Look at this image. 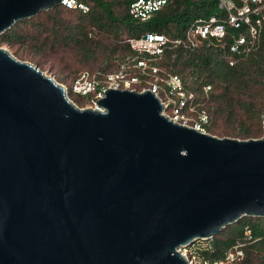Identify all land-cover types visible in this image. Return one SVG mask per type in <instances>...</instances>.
Masks as SVG:
<instances>
[{
  "label": "water",
  "instance_id": "95a60500",
  "mask_svg": "<svg viewBox=\"0 0 264 264\" xmlns=\"http://www.w3.org/2000/svg\"><path fill=\"white\" fill-rule=\"evenodd\" d=\"M62 0H0V33ZM263 135L174 121L148 89L79 107L0 46V264H192L182 253L264 217Z\"/></svg>",
  "mask_w": 264,
  "mask_h": 264
},
{
  "label": "rangeland",
  "instance_id": "374dc122",
  "mask_svg": "<svg viewBox=\"0 0 264 264\" xmlns=\"http://www.w3.org/2000/svg\"><path fill=\"white\" fill-rule=\"evenodd\" d=\"M89 4L92 5V2L89 1ZM113 9L120 11L122 7L120 4L114 5ZM80 21V12L77 9H66L59 4L15 22L17 32L22 36L19 40L11 42L2 41L0 38V46L6 48L15 58L36 65L46 75L65 86L69 99L79 107H95L97 102L94 93L80 95L72 91L75 79L83 71H88L90 77L96 75L97 79L101 81L107 73L113 72L124 63L128 64L124 68L130 75L138 72V69L134 66L133 58L130 56L122 58L127 50L125 46L119 45L127 43L129 35L123 33L121 36H117L113 32L91 26L88 28L87 40L83 39L87 42H82L83 45H81L75 41L76 26ZM5 31L0 33V36ZM123 31L125 32V30ZM65 39H70L67 40L68 44L63 42ZM252 40L254 39L252 38ZM256 43H258L259 49H254V53H250L249 56H243L240 62L243 78L240 76L229 90H226L225 81L215 80L210 84V88H207V85L196 86V90L193 91L194 77L189 75V70H177L179 72L177 75L185 81L184 90L190 99L187 101V107L184 106L180 110L182 114H178L177 118L180 123L184 124L185 122L188 126L199 127L204 132L217 137L249 139L240 135L243 129L248 127L257 131L258 136L251 138L261 136L263 121L257 119L258 116L253 113L254 111H250L251 105L254 104L258 108L257 105L264 97V76L258 75V66L255 63V59H257L255 52L257 50V52H264V44L258 35ZM113 45H118L116 51L112 50ZM244 51L248 52L249 49ZM231 60L236 61V59ZM164 62L163 65L161 64V71L157 76L147 75L145 80L133 83L131 87L142 90L156 82L159 85L158 95L167 104L164 111L168 116L173 117L179 109L176 106L178 96L175 93H170L167 89L166 80L172 72L168 66L164 65ZM173 68L178 69L180 65L177 64ZM192 101L193 104H191ZM241 219L248 222H262L264 217L244 215ZM235 224L236 222L228 224L210 238L195 240L183 247L182 252H186V257L188 256V260H192L194 264H207L208 260L202 258V252L208 249L210 251L211 241L214 237L225 236ZM246 226L249 227L252 238H245L243 232V235L238 237L235 244L228 249L233 250L237 243H241L243 256L237 258L232 264H264L262 252L250 248L255 239L249 225L245 224L243 231Z\"/></svg>",
  "mask_w": 264,
  "mask_h": 264
},
{
  "label": "trees",
  "instance_id": "16d2710c",
  "mask_svg": "<svg viewBox=\"0 0 264 264\" xmlns=\"http://www.w3.org/2000/svg\"><path fill=\"white\" fill-rule=\"evenodd\" d=\"M77 1L86 4L88 6V11L83 12L79 8H67L63 4H60V6L66 9H77V11L80 12L81 21L76 26L77 33L75 34V41L81 45L87 42L88 28L91 26H97L98 29L113 32L117 36L126 33V35L130 37H140L147 32H153L165 34L169 38L175 39L183 38L189 25L199 18H209L212 15L224 17L226 15V11L218 7V0H172L162 9L156 11L147 21L139 22L132 18L128 12V7L132 0ZM89 1L92 2V5L89 4ZM233 1L237 6L243 4V0ZM119 4L122 9L120 11H115L113 6ZM249 5L250 8L256 6L253 2H249ZM250 16L252 18L251 24H247L244 21H241L238 26L227 24L226 34L221 40H202L194 49L186 48L182 44L167 47L165 48L163 56L153 61V63L161 67L165 61L164 65L168 66L171 72L176 74L179 73L177 70L180 69L182 71L189 70V75L194 77V81L192 82L193 91L196 90V86L203 87L204 85H210L214 83L215 80L225 81L226 90H229L234 86V82L238 80L240 76L243 78V74L241 73L242 69L240 68L242 57L245 55L249 56L250 53L253 54L254 49H259L256 39H254V43L251 44V25L258 29V38L261 39L264 44V21L260 25H257L254 21L256 15L250 13ZM123 30H125V32ZM21 36L22 35L17 32L13 24L8 31L6 30L5 33L0 36V38L2 41L11 42L19 40ZM240 36L244 37L245 43L240 45L237 51L231 50V46ZM67 40L70 39H65L63 42L68 44L69 42ZM119 46H125L127 50V53L124 52L122 58L127 56L133 58L135 54L128 42L125 44L121 43ZM117 48L118 45H113L112 50L116 51ZM245 48H249V51H243ZM257 51L255 52L257 53L255 63L258 66V75L264 76V52ZM231 59H236V61H232ZM177 64L180 65V68H173ZM135 74H138V72H134L132 75ZM199 80H201V82H199ZM182 82L185 88V81L182 80ZM191 104H193V101ZM257 106L259 107L256 108V106L252 104L250 111H254L253 113L258 116L257 119H262L261 116L264 113V97ZM240 135L244 138L258 136L256 129L253 130L251 127L243 129ZM262 135L263 129L261 130V136ZM245 224L250 226L255 239L250 248L261 251L264 256V219L262 222H248L239 218L229 233L223 237H214L211 241L210 251L209 249L203 251L202 258L208 261L222 258L224 253L235 244L237 238L243 235Z\"/></svg>",
  "mask_w": 264,
  "mask_h": 264
},
{
  "label": "built area",
  "instance_id": "2783aa9c",
  "mask_svg": "<svg viewBox=\"0 0 264 264\" xmlns=\"http://www.w3.org/2000/svg\"><path fill=\"white\" fill-rule=\"evenodd\" d=\"M171 1L172 0H132L129 4L128 12L135 20L144 22L147 21L156 11L162 9ZM249 2L255 3L256 6L254 8H250ZM61 4L67 8H79L83 12L88 10V6L86 4L78 2L77 0H62ZM218 7L226 11V15L224 17L212 15L209 18H199L195 20L186 29L183 38L171 39L165 34L153 32H147L140 37H129L127 42L135 54L133 56V62L134 66L138 69V74H128L124 68L125 65H128L127 63H124V65H121L113 72L107 73L105 78L101 81L97 79L96 75L90 77L88 71H83L80 76L75 79L72 85V91L80 95L94 93V97L97 102L99 98L103 97L104 91L107 88L136 89L131 87L133 83L145 80L147 75L157 76L158 72L161 71L160 66L154 64L153 61L160 59L163 56L165 48L182 44L186 48L194 49L202 40H221L226 34L227 24L231 26H238L241 21L251 24L252 18L250 13H254L256 15L254 21L257 25H260L264 21V0H243V4L241 6H237L233 0H218ZM250 34L253 39H256L258 35V29L253 25L250 27ZM254 41L255 40H252L251 44H253ZM244 43V37H238L231 46V50L237 51L238 47ZM245 49H243V51ZM166 83L169 92L175 93L178 96L176 106L179 109L173 117H170L174 121L180 123L177 118L178 114H182L180 110L187 105V101L190 99L184 90L181 78L176 73H170ZM207 88H210V85H207ZM145 89L150 90L159 97V85L156 82L152 83L151 86ZM159 99L161 100L160 97ZM161 102L164 104L165 109L167 104L162 100ZM95 107H97V103L95 104ZM197 129L204 131L199 127H197ZM243 232L245 238H252V234L248 226L245 227ZM242 256L243 250L241 248V243H237L233 247V250L226 251L222 258L208 261L207 264H232V262Z\"/></svg>",
  "mask_w": 264,
  "mask_h": 264
},
{
  "label": "bare ground",
  "instance_id": "6f19581e",
  "mask_svg": "<svg viewBox=\"0 0 264 264\" xmlns=\"http://www.w3.org/2000/svg\"><path fill=\"white\" fill-rule=\"evenodd\" d=\"M164 110H165V109H164ZM164 113H165V111H164ZM182 248H183V247H182ZM182 248H181V251H182ZM182 253L186 256V254H185L186 252L183 251ZM191 262H192V261H191ZM192 264H194V262H192Z\"/></svg>",
  "mask_w": 264,
  "mask_h": 264
}]
</instances>
